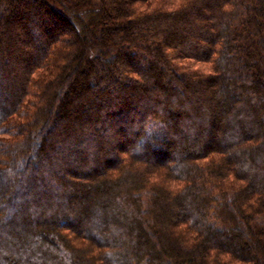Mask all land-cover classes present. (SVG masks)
<instances>
[{"label":"trees","instance_id":"16d2710c","mask_svg":"<svg viewBox=\"0 0 264 264\" xmlns=\"http://www.w3.org/2000/svg\"><path fill=\"white\" fill-rule=\"evenodd\" d=\"M0 264H264V0H0Z\"/></svg>","mask_w":264,"mask_h":264},{"label":"rangeland","instance_id":"374dc122","mask_svg":"<svg viewBox=\"0 0 264 264\" xmlns=\"http://www.w3.org/2000/svg\"><path fill=\"white\" fill-rule=\"evenodd\" d=\"M189 67L191 66L193 69H195V68H198L200 65H198V64H194V65H188Z\"/></svg>","mask_w":264,"mask_h":264}]
</instances>
